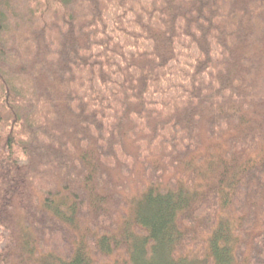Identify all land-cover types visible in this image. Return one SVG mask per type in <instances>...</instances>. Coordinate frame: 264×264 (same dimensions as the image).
Returning <instances> with one entry per match:
<instances>
[{
	"label": "trees",
	"instance_id": "1",
	"mask_svg": "<svg viewBox=\"0 0 264 264\" xmlns=\"http://www.w3.org/2000/svg\"><path fill=\"white\" fill-rule=\"evenodd\" d=\"M0 264H264V0H0Z\"/></svg>",
	"mask_w": 264,
	"mask_h": 264
}]
</instances>
